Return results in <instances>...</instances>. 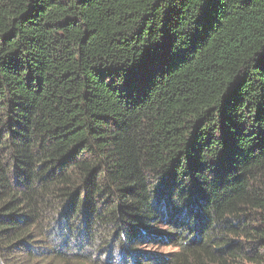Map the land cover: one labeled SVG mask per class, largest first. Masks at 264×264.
Here are the masks:
<instances>
[{
  "label": "trees",
  "instance_id": "trees-1",
  "mask_svg": "<svg viewBox=\"0 0 264 264\" xmlns=\"http://www.w3.org/2000/svg\"><path fill=\"white\" fill-rule=\"evenodd\" d=\"M0 264H264V0H0Z\"/></svg>",
  "mask_w": 264,
  "mask_h": 264
},
{
  "label": "rangeland",
  "instance_id": "rangeland-1",
  "mask_svg": "<svg viewBox=\"0 0 264 264\" xmlns=\"http://www.w3.org/2000/svg\"><path fill=\"white\" fill-rule=\"evenodd\" d=\"M148 250V252H152L153 250H155V249H152L151 247H149V249H147ZM161 250V253H165V252H167L168 250L167 249H160ZM160 252V251H159Z\"/></svg>",
  "mask_w": 264,
  "mask_h": 264
}]
</instances>
